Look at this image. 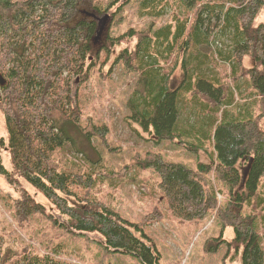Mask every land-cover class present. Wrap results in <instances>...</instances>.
I'll return each instance as SVG.
<instances>
[{
	"label": "trees",
	"instance_id": "trees-1",
	"mask_svg": "<svg viewBox=\"0 0 264 264\" xmlns=\"http://www.w3.org/2000/svg\"><path fill=\"white\" fill-rule=\"evenodd\" d=\"M95 1L0 0V113L7 129V139L0 136V175L20 192L11 202L17 222L23 225L31 216L45 213L23 187L27 182L68 220L72 234L98 233L111 250L136 255L145 264L158 260L153 246L135 234L137 224L103 199L80 197L77 188L91 182L83 166L96 163L86 149L94 147L93 137L103 138L109 129L91 119L84 123L81 86L92 68L109 76L119 63L138 74L128 107L134 117H142L146 129L153 127L160 140L180 135V103L188 95L194 103L190 109L208 126L216 153L211 162L191 167L150 150L136 156L133 165L156 168L167 207L176 217L196 220L216 209L224 227L234 228L232 242L244 246L243 264H264L258 229L264 211L259 189L264 175V111L249 117L243 112L246 105L236 100L240 92L254 97L252 109L264 108V22L255 25L264 0H134L140 17L170 15V20L121 32L113 27L99 46L93 39V12L76 18L80 5L89 3L115 14L118 0H105L103 7L101 0ZM216 38L220 44L213 43ZM246 57L252 65L246 64ZM218 61H223L219 68ZM234 104L240 106L236 112ZM4 148L12 170L3 163ZM71 153L84 154H75L82 162L69 158ZM225 192L227 200L222 202L218 195ZM73 196L86 202L71 205ZM20 245L16 249L0 241V264L61 263L39 253L35 245Z\"/></svg>",
	"mask_w": 264,
	"mask_h": 264
},
{
	"label": "rangeland",
	"instance_id": "rangeland-1",
	"mask_svg": "<svg viewBox=\"0 0 264 264\" xmlns=\"http://www.w3.org/2000/svg\"><path fill=\"white\" fill-rule=\"evenodd\" d=\"M103 1L105 0L100 1L101 7L104 6ZM122 1L124 0H118L114 5V8L117 7L115 14L108 13L103 32H97L96 36L99 38L96 39L95 46L103 43L104 35L113 27L115 32H121L129 27L140 29L152 22L159 25L170 20V15L163 18L140 17L134 0H129L121 6ZM80 8L82 12L77 19L92 11L94 16L91 18L99 25L101 19L105 17V12L99 11L92 4L85 3L80 5ZM262 22L264 6L255 19V25ZM222 37L220 40H223ZM212 41L220 44L218 38ZM221 62H217V68L221 67ZM245 62L249 66L253 64L250 57H246ZM91 71L93 75L80 89V103L85 114L84 123L88 125L91 119L96 123H106L109 129L103 138L93 137L94 147L86 149L96 163L83 166L89 170L87 176L91 182L77 187L80 189V197L86 195L89 199H103L120 216L137 224L135 234L151 244L159 257L150 264H243L244 246L241 244L237 247L232 242L235 236L234 228L224 227L223 221L216 216V209L196 220L176 217L167 207L156 168L133 165L136 156H143L150 150L162 153L168 161L184 163L191 167H196L200 161L211 162L216 157L213 140L207 134L208 126L201 123V115H195L190 109L193 101L188 100V95L187 99L185 96L182 97L178 122L180 135H176L172 140H160L154 128L146 129L142 117H134L133 110L128 107L138 74L119 63L113 67L109 76H102L97 68H92ZM245 87L249 89L247 84ZM236 100L241 107L243 103L246 105L243 112L249 117L255 112L264 111L260 106L252 109L254 97L245 98L239 92ZM231 108L236 112L240 106L234 104ZM261 124L264 126V119ZM0 136L7 139L5 117L2 113ZM75 154L79 156L84 154L69 155V158L81 163ZM2 159L5 166L12 170L5 148L2 151ZM62 159L68 160L67 157ZM77 163L74 166H77ZM23 187L44 206L45 213L33 215L23 222V225H19L11 202L14 197L20 195V192L9 183L5 175H0V241L5 242V245H11L16 249L23 243L35 245L39 253L49 254L60 260V264H145L136 255L107 248L98 233L72 234L68 230V220L54 209L41 190L27 182ZM259 189L262 191L264 209V175L260 178ZM218 197L225 202L227 193L219 194ZM69 202L71 205H82L86 200L73 196L69 198ZM157 210H160L161 214H158ZM49 214L63 226L53 223ZM259 218L261 219L258 221V229L264 247V211Z\"/></svg>",
	"mask_w": 264,
	"mask_h": 264
},
{
	"label": "water",
	"instance_id": "water-1",
	"mask_svg": "<svg viewBox=\"0 0 264 264\" xmlns=\"http://www.w3.org/2000/svg\"><path fill=\"white\" fill-rule=\"evenodd\" d=\"M94 16V15H93ZM109 17L108 13H105V17L101 19V24L97 25V32L101 33L103 32L104 26H105V19Z\"/></svg>",
	"mask_w": 264,
	"mask_h": 264
},
{
	"label": "flooded vegetation",
	"instance_id": "flooded-vegetation-1",
	"mask_svg": "<svg viewBox=\"0 0 264 264\" xmlns=\"http://www.w3.org/2000/svg\"><path fill=\"white\" fill-rule=\"evenodd\" d=\"M90 14H91V13H90ZM91 15H92V14H91ZM97 38H99V37L94 36V38H93V39H94V44H95V41H96ZM100 38H101V36H100Z\"/></svg>",
	"mask_w": 264,
	"mask_h": 264
},
{
	"label": "bare ground",
	"instance_id": "bare-ground-1",
	"mask_svg": "<svg viewBox=\"0 0 264 264\" xmlns=\"http://www.w3.org/2000/svg\"><path fill=\"white\" fill-rule=\"evenodd\" d=\"M92 73V72H91ZM93 75V74H92Z\"/></svg>",
	"mask_w": 264,
	"mask_h": 264
}]
</instances>
